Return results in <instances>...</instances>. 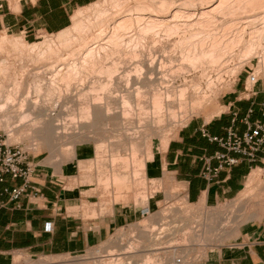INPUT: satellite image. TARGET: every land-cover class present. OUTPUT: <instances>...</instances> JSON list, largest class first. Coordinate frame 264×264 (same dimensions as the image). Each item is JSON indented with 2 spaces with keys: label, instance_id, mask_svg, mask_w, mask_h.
I'll list each match as a JSON object with an SVG mask.
<instances>
[{
  "label": "bare ground",
  "instance_id": "bare-ground-1",
  "mask_svg": "<svg viewBox=\"0 0 264 264\" xmlns=\"http://www.w3.org/2000/svg\"><path fill=\"white\" fill-rule=\"evenodd\" d=\"M194 2L196 0L192 2L190 0H102L100 3H92L89 6L78 9L71 17V25L61 31L62 33L56 34L57 41L55 42L51 38L44 37L40 41L29 44L19 36L14 35L12 36L15 39L11 42L12 40L9 39L8 35L9 32L5 31L0 36V55L3 56L0 61V75L6 74L10 71V67H15L20 60V65H17L19 66L18 70L20 68L21 73L25 70V74L31 76L32 86L28 87L27 90H32V92L27 91L24 94L25 91L23 93L22 80L17 81L15 79L8 86H3L2 78L0 77V101L2 102L0 119L1 116L10 117V119L14 118L15 125L16 118L18 122L15 126L16 129H14L17 132L20 130L19 128H22L21 130L24 128L26 132L33 135L34 139L44 141L48 145H52L51 147L54 146V142L60 138L61 134H65V137L71 142L84 145L82 144L83 130L86 126L95 125L94 120L101 115L107 118L114 115L117 116V119L118 116L125 118V116H129L130 112L133 114V110H135V114L139 117L142 116V118L140 117L141 123L137 119L139 126L137 127L138 130L135 129V132L139 134L141 130L144 131L145 143L147 139L153 138L151 136L158 130V124L163 121L162 116L165 115L164 113L168 115L164 117L171 118L173 123L177 122V120H173L177 116L180 119V123L187 121V117L184 118V116L189 109L190 111L200 110L208 102V97L206 96L207 93L204 94V91L197 84L174 86L176 78L183 79L185 77V71L199 68L200 76H203L205 69H208L204 68L203 65L211 67L225 65L223 61H228L227 59L232 57L234 52L232 49L235 46H241L239 54L242 57L249 55L252 51L254 52L256 48H261L263 54L261 55L262 63L260 62V64L264 66V24L262 23L261 27L256 24L260 16L264 15V0H197V3ZM194 4H198V12ZM108 9H112L111 15L96 24L98 32L96 31L97 33L93 36L95 42L105 41L106 44L104 43V46L98 47V45L93 43L95 47L83 51L80 50L79 58L75 60L73 59L77 53L74 50L69 52L65 50L66 53L60 52V47L69 45L70 33L81 26L85 20L86 13L91 11L90 13L98 15L105 13ZM240 14H249L246 16L248 21L245 23L240 21L238 24L237 20L241 19L238 16ZM225 16H230L231 19L226 21L224 19ZM218 20L221 21L218 22ZM248 26L250 30L245 35L244 30ZM172 36L177 38V41L173 43H176L175 45L181 50V56L179 57L182 59V63L180 65L177 64L178 66L175 70L171 67L165 68L164 61L158 62L157 65V60L155 59L156 57H153L152 50L157 42L163 39L168 42L166 39H170ZM246 37L248 38L245 39ZM149 38L153 42V46L149 49L146 47V50L144 46H150L151 44L148 43L146 45V40ZM22 58L23 62L26 59L34 64L32 67H35L32 70L29 69L30 71L26 70V65L28 64L25 63L26 65H24L23 63L21 65ZM41 61H44L45 64H40ZM238 69L227 70L226 74L233 76L239 71ZM13 73L15 72L13 71ZM157 76L159 77L157 78ZM84 83L87 84V87H83ZM120 83H122V88L119 90ZM74 84L78 86V89ZM71 85L76 86V89L79 90L77 94L80 97L87 98L91 96L92 100L79 106L81 116L78 120L75 119L76 121L71 122L73 123L71 131L66 132V130H62L61 124L57 123V126L55 125L54 122L56 121L52 117L53 115L47 114L51 111L46 112L48 110L46 108L50 107H45V104L54 95H58V99L61 97V87L67 92ZM205 85H207V88H211L212 82L208 80ZM189 90L199 96L189 100L187 96ZM117 92L119 93L116 94ZM146 95H150L149 99H147V102L149 100V107L140 103L141 97ZM103 99H106V102H102ZM85 100L83 99V101ZM117 100H120L121 105H119V108L122 110L115 108L116 111H113L111 108L113 107L112 104L116 103ZM133 103H135L134 106L132 105ZM176 109L177 111H175ZM4 120H7L2 124L5 129L8 128V124L10 126L13 124L12 120L9 121L11 124L8 123L9 118H4ZM59 129L60 132H57ZM133 129L131 127L130 130ZM168 141L166 137L162 139L161 150L165 149ZM130 142L128 157H121L117 152H114L115 154H110V162L113 164L117 161L121 162L125 171L133 166L132 177L139 179L140 183H144L141 171L145 168L147 157L140 158L137 154L141 150H139L140 145L135 141ZM145 154L146 156L150 154L147 148ZM76 155L77 151L73 153L72 157L75 158ZM92 161L93 159L91 158L86 161L79 160V166L89 171L88 168L91 169V166L95 164ZM261 171V168H255L250 172L237 197L225 209L226 215L229 216L230 214L229 218H226L234 224L233 233L240 229L242 225L257 218V213L248 214L247 208L250 204L262 205L257 198H252L255 193L264 194V183L259 178ZM126 179V172L118 174V172L112 170L110 176L104 178V180L102 178L101 182L107 187L117 185L121 188L125 184ZM144 196L142 195V199H140L141 202L145 203L146 199L144 198L146 197ZM203 205V200L198 203L200 209ZM165 211L166 209L162 211V214L160 213L162 216L161 222L166 219L164 217ZM163 225H166V223L162 222L160 226ZM206 225L209 226V224ZM208 226L205 229H213L212 225L210 226L211 228ZM144 227L141 238L148 241L151 236V230L148 232L145 229L147 227ZM130 246H132V243H130ZM180 247H182V244L169 246L174 251ZM157 249L151 248L150 251L156 252ZM112 255L107 253L105 255L106 258H94L92 262L93 264H122L120 257H112ZM87 261V259L76 260L70 264H87ZM177 261L186 264L180 258L175 261L174 258L152 259L150 257H146L142 264H176ZM47 264H53V262ZM125 264L133 263L127 261Z\"/></svg>",
  "mask_w": 264,
  "mask_h": 264
},
{
  "label": "crops",
  "instance_id": "crops-1",
  "mask_svg": "<svg viewBox=\"0 0 264 264\" xmlns=\"http://www.w3.org/2000/svg\"><path fill=\"white\" fill-rule=\"evenodd\" d=\"M95 1L0 0V31L28 39L40 33L57 34L71 25V17L78 9ZM245 86L246 77L235 79L223 98L226 111L216 113L215 117L210 115L206 122L203 119L188 122L169 139L164 150L154 148L152 158L145 163L146 180L159 181L164 189L176 188L190 204L203 200L205 206H217L235 199L261 161H240L207 181L202 176L203 159L223 149L209 142L202 130L209 136L224 137L227 128L232 126L242 133L245 119L249 122L259 119L260 104L264 103V79H259L251 93L245 92ZM249 109L253 110L250 115ZM96 145L89 141L85 149H78L79 158L76 155L64 162L29 158L35 168L30 184L38 193L22 195L15 201L6 194L0 196V264H13L15 253L52 257L86 253L106 241L114 230L141 216L143 209L150 212L156 205V195H148L144 206L137 205L130 195L125 196L130 197L127 202L114 201V195L111 200L102 195L98 165L89 171L79 166V160L96 161ZM211 165L214 167L216 162L211 161ZM21 184V179L5 177L0 192ZM132 191L136 192L133 187ZM202 264H264V217L251 221L233 242L219 247Z\"/></svg>",
  "mask_w": 264,
  "mask_h": 264
},
{
  "label": "rangeland",
  "instance_id": "rangeland-1",
  "mask_svg": "<svg viewBox=\"0 0 264 264\" xmlns=\"http://www.w3.org/2000/svg\"><path fill=\"white\" fill-rule=\"evenodd\" d=\"M13 1H19V0H13ZM100 1L102 0H96L94 3L96 2L100 3ZM190 1L192 2L194 0H190ZM194 3H197V0ZM194 6L196 8V11L198 12L199 11L198 4H194ZM111 10L112 9L107 10L109 13L106 11L105 13L98 14V15L90 13L91 11L86 13L85 20L82 22L81 26L78 28L80 31L77 29L75 31L73 30V32L70 33L69 36L71 37V39L69 41V45L65 47H60V52L66 53L65 50H68L67 52L74 50V52L77 53L73 59L75 60L79 58L78 55H79L80 50L83 51L85 49H91L95 47L94 44L98 45V47L104 46L106 44L105 41L100 40L98 42H95L93 36L98 32L96 28L97 26L96 24H99L103 19L110 16ZM89 13L91 14L92 17L91 16L89 17L90 15ZM248 15L249 14L238 15L241 19L237 20V23L239 24L240 21L242 23H245L246 21H248L246 20L247 19L246 16ZM224 19L226 21H229L231 17L225 16ZM220 21L221 20H218V22ZM257 22L256 24L258 25V27H261L262 23L264 24L263 14L260 16ZM249 30H250L249 26L245 28L244 30L245 35L249 33ZM76 31L77 32L79 31V32L77 33ZM4 32L5 31H0V36H2ZM8 35L10 37L9 39L12 40L11 42H13V39H15L14 36H19L23 40L25 39V42L27 41L29 42V44L40 41L44 37L51 38L53 42L57 41L56 34L40 33L35 38H31V39H28L25 37L23 38L22 35L16 34V33H8ZM173 38L174 36L170 37L171 40L169 38L166 39L168 42H166L165 39H163L160 42H157L155 48H153L152 50H153V57L154 58L156 57L155 59L157 61L156 60L155 61L157 65H158V62L164 61L163 63L165 65V68L171 67L175 70L176 67L180 65V63H182V59L181 57H179L181 56V50H179L178 49L179 47L175 45L176 43H173L177 41V38L176 37L174 39ZM247 38L248 37H246L245 39ZM148 43L149 44L151 43L150 46L148 45ZM146 45L148 46H144L145 49L146 47L147 49H149L150 47L153 46V42L151 41L150 38L146 40ZM173 46L175 47L173 48ZM240 47L241 46H235L232 49L234 51L232 57L228 58L227 59L228 61H223V63L225 62L224 63L225 65L223 66L211 67L208 65H203L204 68L206 67L208 69H205L204 75L203 76L201 75L202 77L200 76L201 74L199 72L200 69L196 68L195 70H192V71L191 70L185 71V77L183 79L176 78L175 84H174V86L176 87L182 86V85H186V86H191V85H196V84L199 85V87L204 91V94L207 93L206 96L208 97V100H207L208 102H206V105H204L200 110L190 111L189 109V111L184 116V118L187 117L186 118L187 121H183V123L179 122L180 119L178 116H177L178 118L176 117V119H173V120H177L178 124L177 122L173 123L171 118L164 117L167 115L166 113H164L165 115L162 116L163 121L161 120L162 122L158 124L159 126L157 129L159 131L156 130L155 131L156 133H153V135L151 136L153 138L147 139L146 143L143 137L144 131L141 130L139 134L135 132L136 130H138L137 127L139 126L138 125L139 121L137 122V119L140 120V117L142 118V116L139 117L137 114H135L136 112L135 110H133L134 112L133 114L130 112L129 116H125V118H123L122 116H118V119H117L116 115L108 117V118L103 115L97 117V119L94 120L95 125L86 126L85 129L83 130L84 135L82 138L83 140L82 144L84 145L75 143L73 141L71 142L69 141L68 138L65 137V134H61L60 136L58 135L60 138L54 142L55 144L53 147H51L52 145H48L44 141H39V140L34 139L33 135L26 132L24 128H23L24 132H22L23 131L21 130L22 128H19L21 131L19 130L17 132L15 130L16 129L15 126L17 125V122H18L16 118H15L16 124L14 125V121H13L14 118L10 119V117L3 116L5 119L9 118L8 123L11 124V122L9 121L10 120L13 121L12 122L13 124H11V126L8 124L7 126L8 128L5 129L2 124L6 122L7 120L5 121L4 118L1 116L0 130H2L4 134L6 135L5 136L6 143L11 144V145H20L24 147V149L30 154V157L35 156L36 160L45 158L51 161H55L56 163H58L59 161L64 162L68 159H73L74 157H72V155L74 152L78 151V149L79 150L83 148L85 149L86 143H88L89 141L93 142L97 144L96 145L97 156H96V161L95 162L92 161V162H94L95 164L98 162L96 166L98 165L99 167L98 169L99 179L100 177H102V175L105 176V178L109 177L112 170L118 172V174H124V172L127 173V179L125 181V184L121 188L117 185H111L107 187L101 182L102 181L101 179L100 180L98 179V187L102 189V192H103L102 195L107 196L110 200H111L110 196L114 195V198H113L114 201H126V202L130 199V197L126 198L125 196L130 195V196H133V200L136 201L135 203L140 206L145 205L144 202H141L142 195L143 196L145 195L144 197L146 198L144 199H147L148 195H151V196L156 195L155 199L157 200L156 205L153 206L151 211L148 212L145 216H137L134 220H132L130 223H128L124 227L114 230L109 235L106 241H104L102 244H100L97 247L89 249L86 253H82L79 255H62V256H53V257L52 256H30V255L15 253L13 255V264H47V263H52V262L53 264H70V263L75 262L76 260L81 261L85 259L88 260L87 264H93L92 260L94 258H98V257L106 258L105 255L107 253L113 254L114 256L112 255V257H117V256L120 257L121 258L120 262L122 264H125V262L127 261L133 264H142L143 261L146 259V257H150L152 259H157V258H162V259L172 258L173 259L174 258L175 261L177 260V258H180V260L185 262L186 264H202L205 259L211 258L212 256H214L219 247L228 245L231 242H233L240 235V233L245 229V227L251 224V221H250L242 225L240 229H238L237 231L233 233L234 224L231 223L229 219H227L229 218L230 214L229 216L226 215L227 212L225 210L227 209L228 205L232 203L233 200L227 201L217 206L203 205V207L200 209L198 204L188 203L186 198L180 195L179 191L176 188L164 189L159 181L148 182L144 175V169H142L141 171V177L143 178L144 183H140L139 179H134L132 177V171H133L132 169H134L133 166L129 167L125 171V168L121 162L117 161L113 164L110 162L109 158H110V154H115L114 152H117V154L120 155L121 157H128L129 147L131 143L130 141H135L140 145L139 150L140 149L141 150L140 152L137 153L139 157L140 158L147 157L146 161L150 160L152 158L154 148H157V150L162 151L160 146H161V141L163 138L166 137L169 140L176 133L178 129H180L181 127H183L184 125H186L188 122L192 120L203 119L206 122L207 117H209L210 115H212V117H215L216 113L226 111L227 108L224 106L225 102L223 98L230 91L231 85L235 79L237 78L244 79L248 73L259 74V77L264 79V66L260 64L261 55L263 54L261 51L262 49L256 48L254 52L252 51V53H250L249 55L242 57L239 54ZM2 58L3 56L0 55V61ZM165 59L168 61L166 62ZM19 61L18 63L16 62L17 63L15 65L16 68L10 67L9 69L10 71H8L6 74L0 75V77L2 78V84L3 86H8L15 79L17 81L22 80L21 82L23 83L22 84L23 93L25 91L26 92L24 94H26L27 91H30L31 93L32 90H27V88L32 86V83H31L32 78L31 76H28L25 74L26 73L25 70L22 71V73L20 72L21 71L20 68L18 70L19 66L17 65H20ZM27 61L28 60L24 59V62H23V58H22L21 65L23 63L24 65L28 64L26 65V70H29V69L32 70V68L35 67V66L32 67L34 64L30 63L29 61L27 62ZM40 64H45V62L41 61ZM234 68L235 69L239 68L238 69L239 71L235 75L229 76L226 74L227 70L234 69ZM13 71L15 73H13ZM158 77L159 76H157V78ZM208 80L212 82L211 88H207L206 87L207 85H205ZM28 82H30L29 83L30 85L28 84ZM121 84L122 83L119 84L120 85V87L118 88L119 90L122 88ZM74 85H71L69 87V91L67 92L64 91L63 90L64 88L61 87L60 88L62 92L61 97L58 99L57 98L58 95L57 96L54 95L48 100V103L45 104V107H48V106L50 107V108H46V110L48 109L46 112L51 111L50 113H47V114H50L51 116L53 115L52 117L56 121L54 122L55 125L57 123L61 124V126L63 127L62 130L63 131L66 130V132L71 131V127L73 125V123L71 122L74 121L75 119L78 120L80 118L81 112H80L79 106L82 103H86L87 101L92 100L91 96L87 98L80 97L77 94V92L79 91L77 90L78 86L76 85L77 86V89H76V86ZM83 87H87V84L84 83ZM145 90L147 91V89ZM191 92L192 91L189 90L187 93L189 100L199 96ZM118 93L119 92H117L116 94ZM149 96L150 95L141 97L142 99L140 103L142 105L144 104L143 106L147 105V107H149V103H148L149 100L147 102V99H149ZM83 99L84 100L86 99V100L83 101ZM102 102H106V99L105 100L103 99ZM114 104H112L113 107H111L113 111L114 110L116 111V109L122 110L119 108V105H121L120 100H117L116 103ZM134 104L135 103H133L132 105L134 106ZM1 106H2V102L0 101V107ZM175 111H177V109ZM2 112L4 113V111ZM54 114L56 115V117ZM141 121L142 120H140V123ZM133 126H135L134 129H133ZM11 127H13L12 128L13 131ZM131 127L134 131L130 130ZM58 131L60 132V129L57 130V132ZM145 146L147 148V151L150 153L148 154V156H146L145 154V151H146ZM259 168L262 169L259 178H260V181L264 183V166L262 163L259 166ZM81 169H85L86 171H88L86 168H81ZM88 169L90 170V168ZM132 187L135 189L136 191L135 193H133ZM252 198H257V200H259V203H262V205L250 204V206H248L247 208L248 214H251L253 212L257 213V218L252 220L253 222L255 220H261L264 217V194L255 193V195H253ZM109 202L110 201H107V203ZM165 209L166 211H165L164 217H166V219L163 220L162 222H165L166 225L160 226L162 223L161 214H162V211ZM205 224H209V226L208 225L205 226ZM144 226L147 228H145ZM207 226L208 227L211 226L213 229L212 230H210L209 228L205 229ZM143 227L148 232H150L151 230V233H150L151 239L149 238L148 241L141 238V233L144 230ZM191 235H192V238H191ZM130 243H132V246H130ZM176 244L177 245L182 244V247H180L176 251L169 248V246L171 245L177 246ZM151 248H158V249L156 250V252L155 251L151 252L150 251Z\"/></svg>",
  "mask_w": 264,
  "mask_h": 264
},
{
  "label": "built area",
  "instance_id": "built-area-1",
  "mask_svg": "<svg viewBox=\"0 0 264 264\" xmlns=\"http://www.w3.org/2000/svg\"><path fill=\"white\" fill-rule=\"evenodd\" d=\"M259 74L248 73L246 76L245 92L251 93L252 87L259 81ZM253 112L248 110V115ZM245 130L239 133L232 126L225 130L224 137L209 136L205 130H202L204 137L209 142L218 144L223 151L215 152L212 156L204 158V168L202 176L207 180H213L218 173L226 167L236 166L240 161L256 163L261 161L264 166V103L260 104V117L254 122L244 120ZM5 134L0 130V183L4 182L5 177L21 179L22 184L11 190L4 189L0 196L6 194L11 201L17 200L22 195H36L38 190L31 186L30 178L35 171L34 165L30 163V154L20 145H11L6 143ZM211 161L216 165L212 167ZM31 190V191H28ZM149 211L147 209L141 212L145 216ZM50 229L49 225L46 227ZM176 264H183L177 261Z\"/></svg>",
  "mask_w": 264,
  "mask_h": 264
}]
</instances>
